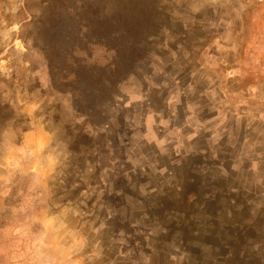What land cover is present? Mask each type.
Instances as JSON below:
<instances>
[{
	"label": "rangeland",
	"instance_id": "374dc122",
	"mask_svg": "<svg viewBox=\"0 0 264 264\" xmlns=\"http://www.w3.org/2000/svg\"><path fill=\"white\" fill-rule=\"evenodd\" d=\"M0 264H264V0H0Z\"/></svg>",
	"mask_w": 264,
	"mask_h": 264
},
{
	"label": "trees",
	"instance_id": "16d2710c",
	"mask_svg": "<svg viewBox=\"0 0 264 264\" xmlns=\"http://www.w3.org/2000/svg\"><path fill=\"white\" fill-rule=\"evenodd\" d=\"M90 9H87V11L86 12H88ZM120 18H122V17H120ZM113 50L115 51V52H118L119 51V49L117 48V47H114L113 48ZM111 71H112V73L115 75V74H120V73H123L124 72V69H123V67L122 66H120V65H118L117 63H111ZM112 74V75H113ZM101 76H102V74L101 73H98L97 72V74H96V77L97 78H101ZM104 82L105 83H107L108 85H115L116 83H117V81L115 80V79H109V80H104Z\"/></svg>",
	"mask_w": 264,
	"mask_h": 264
}]
</instances>
